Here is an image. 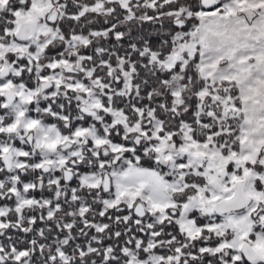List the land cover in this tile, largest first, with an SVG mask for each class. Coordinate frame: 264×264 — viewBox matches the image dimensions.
Here are the masks:
<instances>
[{
	"label": "snow or ice",
	"instance_id": "snow-or-ice-1",
	"mask_svg": "<svg viewBox=\"0 0 264 264\" xmlns=\"http://www.w3.org/2000/svg\"><path fill=\"white\" fill-rule=\"evenodd\" d=\"M0 264H264V0H0Z\"/></svg>",
	"mask_w": 264,
	"mask_h": 264
}]
</instances>
